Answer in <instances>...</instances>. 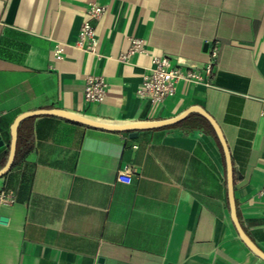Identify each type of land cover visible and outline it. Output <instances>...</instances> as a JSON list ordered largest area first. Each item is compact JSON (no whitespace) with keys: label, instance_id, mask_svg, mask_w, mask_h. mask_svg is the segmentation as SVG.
Wrapping results in <instances>:
<instances>
[{"label":"crops","instance_id":"crops-1","mask_svg":"<svg viewBox=\"0 0 264 264\" xmlns=\"http://www.w3.org/2000/svg\"><path fill=\"white\" fill-rule=\"evenodd\" d=\"M89 3L105 7L96 53L76 45ZM212 42L208 81L179 79L158 103L140 97L152 56L203 75ZM89 74L107 81L95 103L83 97ZM191 105L221 128L237 218L264 252V0H0V168L24 111L121 124ZM177 122L129 136L55 114L22 119L32 149L0 175V264H264L230 219L218 140Z\"/></svg>","mask_w":264,"mask_h":264},{"label":"built area","instance_id":"built-area-1","mask_svg":"<svg viewBox=\"0 0 264 264\" xmlns=\"http://www.w3.org/2000/svg\"><path fill=\"white\" fill-rule=\"evenodd\" d=\"M105 7L89 3L85 9L87 18L84 19L78 29L76 45L83 50L96 53L98 46V39L93 20H97L104 12ZM131 45L129 52H133L140 48V40L136 38L130 39ZM62 48L59 45L55 46V56L61 57ZM207 60L203 66V75L196 71L193 66L182 70L179 61L173 64L172 59L167 55H154L151 57V63L148 70L143 73L141 83L137 88V92L141 98L148 100L151 103H158L164 100L167 96L174 94L175 83L179 79L189 81H208L213 72V66L217 56L216 42L210 43L207 48ZM127 54H121L119 58L126 59ZM107 89V81L101 74H89L86 76L83 88V97L88 102L100 101ZM130 167L123 166L118 172V180L121 182H128L130 175Z\"/></svg>","mask_w":264,"mask_h":264},{"label":"water","instance_id":"water-1","mask_svg":"<svg viewBox=\"0 0 264 264\" xmlns=\"http://www.w3.org/2000/svg\"><path fill=\"white\" fill-rule=\"evenodd\" d=\"M206 43L204 44V47H206ZM190 111H195L198 112L200 115H202L211 125V128L213 129L216 138L221 145L223 157H224V162H225V182H226V193H227V200H228V207H229V214H230V219L237 231L238 236L240 239L244 242V244L249 247V249L255 253L258 257L264 260V252L258 248V246L248 237L244 229L239 223V220L237 218V213H236V207H235V202H234V195H233V190H234V184H233V176H232V163H231V157H230V152L228 149V145H226V141L224 140L223 134L221 132V128L218 126L216 121L205 111L202 107L198 105H191L188 106L185 110H183L181 113L178 115L165 118V119H158V120H145L144 121H134V122H126V123H121V124H113V123H107V122H102L99 120H94L91 118H88L86 116H82L77 113H73L67 110L63 109H58V108H51V109H36V110H31V111H24L19 113L18 115L15 116L13 119L11 125H10V142H9V150H8V156L6 158V161L4 165L0 168V175L5 173L7 170L12 165L14 155H15V150H16V142H17V126L18 123L25 117L34 115V114H39V113H48V114H55L58 116H62L64 118H68L71 120H75L78 122H82L84 124H88L91 126H96V127H101V128H106V129H113V130H128L129 136H135L136 135V130L140 128H150V127H158V126H163V125H168L172 124L174 122L179 121L182 119L188 112ZM1 139V138H0ZM1 142V140H0ZM4 217H0V221H4Z\"/></svg>","mask_w":264,"mask_h":264},{"label":"trees","instance_id":"trees-1","mask_svg":"<svg viewBox=\"0 0 264 264\" xmlns=\"http://www.w3.org/2000/svg\"><path fill=\"white\" fill-rule=\"evenodd\" d=\"M174 125H179V126H183V127L191 128V129L192 128H203L204 130L209 132L211 135H213L214 138L217 140L216 135L213 129L211 128V125L209 124V122L197 112L188 113V115L185 118L175 123ZM31 149H32V142H31L30 132L24 131L22 134L18 132L16 150H15V155H14V159L12 162V166H14L19 160L24 159V157H26V154Z\"/></svg>","mask_w":264,"mask_h":264}]
</instances>
